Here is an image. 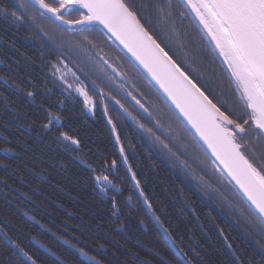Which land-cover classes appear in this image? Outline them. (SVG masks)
Masks as SVG:
<instances>
[{
	"label": "trees",
	"instance_id": "obj_1",
	"mask_svg": "<svg viewBox=\"0 0 264 264\" xmlns=\"http://www.w3.org/2000/svg\"><path fill=\"white\" fill-rule=\"evenodd\" d=\"M0 2L10 4L11 0ZM79 38L78 34L69 37L50 21H19L0 13V264H21L24 259L18 252L13 256L14 248L4 233L38 256L41 264H52L54 257L32 242V237L65 259L66 264H79V261L61 240L84 249L102 264H178V253L165 242L138 193H133L131 213L123 209L124 214L114 218L108 199L113 193L102 194L96 187L94 177L102 173L124 190V195L118 197L120 200L133 187L122 162L114 171L106 167L112 159L119 161V157L111 125L103 114L104 105L108 106V116L119 126L129 162L156 216L189 253V258L195 264L258 261L256 241L264 244V233L237 210L238 200L231 185L220 183L212 160L196 147L187 132H184L189 144L187 154L174 147L177 155L173 156L139 130L110 96L103 99L96 96L97 108L90 114L84 109L81 97L72 93L74 98L69 99L62 91V84L52 75V65L58 57L77 72L88 85L89 94L95 96L91 84L94 74L85 79L80 71L91 67L95 54L74 47L69 49V44ZM104 51L109 54L110 62H114L118 53L107 45ZM190 52L194 64L203 73L202 83L216 87L217 77L222 78L219 64L207 52L196 49ZM120 59L121 71L129 73L148 100L168 112L148 80L135 73L127 60ZM213 71L217 76L212 75ZM224 86L227 87L226 79ZM26 92L36 93V103ZM112 95L149 125L123 90L113 91ZM40 102L45 107L53 106L62 115L64 126L59 131L78 138L79 150L66 152L56 139L57 129L48 132L42 128L46 121L38 108ZM173 125L178 128L179 121L173 118ZM6 148L13 151L5 153ZM194 154L199 161L206 160V166L194 164ZM81 159L87 160L95 171L81 165ZM25 213L36 221H31Z\"/></svg>",
	"mask_w": 264,
	"mask_h": 264
},
{
	"label": "snow or ice",
	"instance_id": "obj_2",
	"mask_svg": "<svg viewBox=\"0 0 264 264\" xmlns=\"http://www.w3.org/2000/svg\"><path fill=\"white\" fill-rule=\"evenodd\" d=\"M0 13L19 21H50L69 37L78 34L79 40L70 43L69 49L74 47L95 54L91 67L80 69L85 79L94 74L91 84L95 96L89 94L88 85L77 72L58 57L57 63L52 65V75L62 84V91L69 99H73L72 93H75L82 98L84 109L94 114L96 96L101 99L110 96L139 130L173 156L177 155L174 147L187 154L189 144L184 139V132H187L196 147L212 160L220 183L231 185L238 200L237 210L264 233V0H11L10 4L0 2ZM105 45L118 53L114 62H110L109 54L104 51ZM190 49L211 54L213 61L219 64L222 78L217 77L216 87L202 83L203 73L194 64ZM120 57L156 89L168 112L148 100L129 73L121 71ZM97 65L100 66L98 72ZM212 75L217 76L215 71ZM117 90H123L134 106H138L137 110L149 125L137 119L112 95ZM26 95L36 103L35 92H26ZM60 107H64L63 102ZM38 108L46 121L42 128L48 132L56 128L59 132L56 139L66 152L79 150L81 141L78 138L59 131L64 126L62 115L51 105L45 107L43 102ZM108 112V106L104 105L103 114L111 125L119 161L112 159L106 167L114 171L122 162L134 182L129 194L120 200L118 197L124 195V190L118 188L108 174L94 177L102 194L113 193L108 195L112 216L119 218L124 214L123 209L131 213L133 193H138L160 225L165 242L179 254L178 264H195L156 216L129 162L119 126ZM173 118L179 121L178 128L174 127ZM4 151L13 150L6 148ZM79 162L89 171H95L87 160ZM192 162L207 164L206 160L199 161L195 154ZM183 163L191 166L187 161ZM30 219L35 221L34 216ZM4 235L14 248L13 256L18 252L24 258L21 264H41L38 256L30 254L7 233ZM32 242L54 257L52 264H66L65 259L36 237H32ZM63 243L75 254L79 264H101L95 256L70 241ZM256 243L259 260L250 264H264V244ZM192 251L195 253L194 249Z\"/></svg>",
	"mask_w": 264,
	"mask_h": 264
},
{
	"label": "water",
	"instance_id": "obj_3",
	"mask_svg": "<svg viewBox=\"0 0 264 264\" xmlns=\"http://www.w3.org/2000/svg\"><path fill=\"white\" fill-rule=\"evenodd\" d=\"M138 107V106H137ZM122 111V110H121ZM123 112V111H122ZM125 115V114H124ZM126 116V115H125ZM130 119V118H129ZM131 120V119H130ZM132 121V120H131ZM133 122V121H132ZM130 176H131V174H130ZM134 183V182H133ZM143 201V200H142ZM146 206V205H145ZM146 208H147V206H146ZM148 210V209H147ZM150 213V212H149ZM150 216L152 217V215H151V213H150ZM29 219H30V216H27ZM152 219H153V217H152ZM30 220H32V219H30ZM154 220V219H153ZM32 221H34V220H32ZM154 222L158 225V227L161 229V227H160V225L154 220ZM44 228V227H43ZM45 229V228H44ZM162 231V230H161ZM64 240H62V242H63ZM37 246H39V245H37ZM174 248V247H173ZM42 249V248H41ZM175 249V248H174ZM43 250V249H42ZM176 250V249H175ZM179 255V254H178ZM102 264V263H101Z\"/></svg>",
	"mask_w": 264,
	"mask_h": 264
},
{
	"label": "bare ground",
	"instance_id": "obj_4",
	"mask_svg": "<svg viewBox=\"0 0 264 264\" xmlns=\"http://www.w3.org/2000/svg\"><path fill=\"white\" fill-rule=\"evenodd\" d=\"M27 216H29V215H27ZM30 217H31V216H30ZM31 221H32V220H31ZM35 221H36V220H35ZM41 227H42V226H41ZM42 228H43V227H42ZM44 228H45V227H44ZM44 228H43V229H44ZM61 241H62V240H61ZM66 246H67V245H66ZM38 247H39V246H38Z\"/></svg>",
	"mask_w": 264,
	"mask_h": 264
},
{
	"label": "flooded vegetation",
	"instance_id": "obj_5",
	"mask_svg": "<svg viewBox=\"0 0 264 264\" xmlns=\"http://www.w3.org/2000/svg\"><path fill=\"white\" fill-rule=\"evenodd\" d=\"M0 79H2L1 77H0ZM129 176H130V173H129ZM131 177V176H130Z\"/></svg>",
	"mask_w": 264,
	"mask_h": 264
},
{
	"label": "rangeland",
	"instance_id": "obj_6",
	"mask_svg": "<svg viewBox=\"0 0 264 264\" xmlns=\"http://www.w3.org/2000/svg\"><path fill=\"white\" fill-rule=\"evenodd\" d=\"M88 112V111H87ZM89 113V112H88ZM90 114H92V113H90Z\"/></svg>",
	"mask_w": 264,
	"mask_h": 264
}]
</instances>
